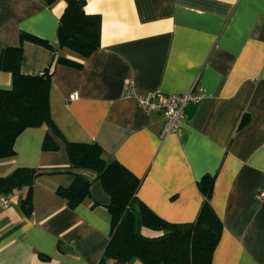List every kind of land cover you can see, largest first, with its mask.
I'll return each mask as SVG.
<instances>
[{"label":"crops","instance_id":"0c3cea01","mask_svg":"<svg viewBox=\"0 0 264 264\" xmlns=\"http://www.w3.org/2000/svg\"><path fill=\"white\" fill-rule=\"evenodd\" d=\"M63 8V0H0V53L20 46L24 73L50 66V115L64 139L97 143L140 179L137 198L173 223L196 218L197 182L214 176L209 203L222 230L211 264H264V0H85L84 10L101 17L100 46L85 59L58 45ZM22 32L48 45L21 41ZM11 83L0 69V89ZM126 84L139 94L201 97L162 136V113L124 97ZM46 132L24 129L15 155L0 159V177L17 167L39 173L29 215L20 206L26 187L0 207V264H97L110 235V198L93 170L70 168L61 138L58 150H41ZM71 173L90 180L75 208L55 193Z\"/></svg>","mask_w":264,"mask_h":264},{"label":"trees","instance_id":"16d2710c","mask_svg":"<svg viewBox=\"0 0 264 264\" xmlns=\"http://www.w3.org/2000/svg\"><path fill=\"white\" fill-rule=\"evenodd\" d=\"M51 5L56 0H44ZM64 8L58 18L56 38L59 47L66 48L80 59L87 58L100 46L101 17L84 10L85 0H63ZM20 40L41 45L48 43L34 35L20 33ZM21 47H6L0 53V69L11 74L9 89H0V159L15 155L14 141L26 128L46 126L41 142L42 151H56L54 137L63 140L69 166L91 169L96 173L110 201V235L97 264H129L135 258L141 264H211V255L221 234L222 224L213 211L209 199L214 176L205 174L197 182L203 197L196 218L192 222L173 223L153 213L137 196L140 179L115 159L107 158L94 142H75L64 139L50 115V66L40 72L20 70ZM55 63L81 67L82 63L64 57ZM39 173L30 167H17L0 177V194L26 187L20 206L26 215L31 212V191ZM90 180L79 173H71L66 186H58L55 193L69 208H75L89 196ZM148 229L159 234L149 236Z\"/></svg>","mask_w":264,"mask_h":264},{"label":"built area","instance_id":"2783aa9c","mask_svg":"<svg viewBox=\"0 0 264 264\" xmlns=\"http://www.w3.org/2000/svg\"><path fill=\"white\" fill-rule=\"evenodd\" d=\"M77 97L75 92L69 95L70 99ZM124 97L134 98L138 105L145 111L158 110L164 117L162 136L176 132L181 121L185 117V107L189 103L199 101L200 93L190 90L186 93L165 94L149 91L144 94L134 92L130 85L124 86ZM10 193L0 194V207L6 208L9 205Z\"/></svg>","mask_w":264,"mask_h":264}]
</instances>
